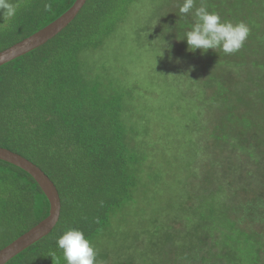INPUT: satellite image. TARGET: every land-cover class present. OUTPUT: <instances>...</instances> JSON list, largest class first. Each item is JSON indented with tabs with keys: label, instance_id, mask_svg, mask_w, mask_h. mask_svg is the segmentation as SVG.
Returning <instances> with one entry per match:
<instances>
[{
	"label": "trees",
	"instance_id": "16d2710c",
	"mask_svg": "<svg viewBox=\"0 0 264 264\" xmlns=\"http://www.w3.org/2000/svg\"><path fill=\"white\" fill-rule=\"evenodd\" d=\"M75 1L11 0L19 8L11 20L0 15V52L50 24ZM135 1L88 0L76 19L56 37L0 67V145L40 166L56 184L62 199L61 218L55 229L7 264H66L56 242L70 228L83 231L90 240L97 252L96 264H135L137 256L142 258L139 264H168L171 258L164 259L167 248L174 252L178 249L182 259L179 244L193 251L208 242L211 258L245 264L238 253L242 242L251 246L250 252L256 251L251 264L257 263L262 254V239L258 233L238 226L230 212V201L240 195V187L249 191L258 185L262 191L264 0H207L210 12L218 13L223 21L245 23L250 32L238 52L209 53L211 62L200 63L202 66L196 61L204 57L201 50L188 51L186 38L181 39L191 27V15L165 26L167 46L173 44L176 54L194 59L193 71H206L211 64L218 66L214 75L195 78L203 85L200 111L197 121L189 128L185 123L184 128L190 134L186 139L192 137L193 142L197 132L202 133L201 139L207 135L208 147L220 151L223 161L214 165L215 176L211 178L204 173L200 178L187 175L189 180L183 178L172 184L173 191L183 190L185 200L182 197L181 204L167 207L165 201H153L156 195L148 197L152 199H147L144 206L149 208V215L143 212L138 196L143 197L146 190L153 193L155 180L164 174L157 164L159 156L151 154L154 166L148 151L154 134L168 136L160 132L165 124L149 118L145 125L128 128L123 117V96L100 102L97 85L85 72L84 53L103 46ZM180 73L184 74L182 69ZM253 75L262 81V86L255 83L253 88L257 90L247 83ZM216 99L225 105L224 109L214 105ZM138 136L145 138V149L138 148ZM198 145L197 141L170 146L166 164L189 162L190 168ZM234 145L250 159L234 158ZM247 160L253 161L252 169L245 174L247 179L241 178V186L234 188L231 172H241ZM217 179L219 187L214 189ZM131 204L140 207L141 228H124L116 251H100V236L110 229L114 216L121 220V211ZM153 205L158 206L154 209ZM49 212L50 202L36 180L24 169L0 160V250ZM179 225L186 230H173ZM176 239L180 242L173 243ZM213 249L216 252L212 253Z\"/></svg>",
	"mask_w": 264,
	"mask_h": 264
},
{
	"label": "rangeland",
	"instance_id": "374dc122",
	"mask_svg": "<svg viewBox=\"0 0 264 264\" xmlns=\"http://www.w3.org/2000/svg\"><path fill=\"white\" fill-rule=\"evenodd\" d=\"M221 1L215 0V3H221ZM182 3L183 0H136L129 7L127 15L117 25L115 31L110 34L103 46L84 53L85 72L89 78L94 79V85H97L99 101L107 102L111 96H123V117L128 128L137 124L145 125L149 118L165 124L160 132L168 136L159 135V133L154 134L151 137V142H149L151 146L149 151L146 149L150 156L152 153H156L159 156L157 164L161 166L160 172L164 173L159 179L155 180L156 188L153 193L146 190L143 197L137 193L139 194V204L146 215H149L150 210L144 205L147 199H152L148 197L156 195L153 201H165L163 205L167 207L181 204L182 197L185 200L183 190L173 191L172 184L183 178L185 180H189L191 177L200 178L201 173L211 178L215 176L213 169L216 166L214 165L223 161L220 151H213V149L208 147L210 141L207 140V135H204L203 139H201L202 133L197 132L194 136L199 145L198 147L195 146L196 148L194 147L191 160L194 165L189 168L187 165L189 162L187 164L184 162L166 164L167 154L171 152L170 146H185L196 143L190 140L192 137L186 139L190 134L187 128H184L185 123L188 124L189 128L193 122L197 121L200 111L199 96L202 95L203 85L201 81L195 78L201 76V78L206 79L210 74L214 75L217 73L218 69V66H216V69L210 63L211 65L207 67L206 71L196 73L195 70H192L196 64L194 59L187 55L176 54L177 51L173 50V44L167 46L168 36L166 34L167 27L165 26L174 23L180 17L177 13ZM199 6L200 2L196 0V7ZM191 18L190 22L194 23L192 15ZM178 22L175 24H178ZM161 29H164V35ZM212 52L216 51L209 49L206 55H203L204 57H200L196 61L199 64L211 62L209 53ZM169 53L172 56L168 59ZM180 69H182L184 74H177ZM175 75L178 78H175ZM254 77L256 76L253 75L251 82L248 81L247 83L252 86L251 89L257 90L253 88L255 83L257 82L259 83L258 85L262 86V81L256 80ZM229 79L232 80V76ZM232 100H236V97ZM214 101V105L217 108L224 109L225 105H220L218 99ZM258 111L259 108L257 107L255 113L258 114ZM263 113L264 111L262 110ZM155 125L157 127L158 123H155ZM229 127L231 126L229 125L227 128ZM225 131H228V129ZM144 140V137L138 136V148H146L145 143L143 144ZM262 141H264V130H262ZM226 144L229 146L230 142ZM232 149L234 158L250 159L249 156L242 155L243 152L238 150V146L234 145ZM212 156L214 157L212 158ZM151 158L154 166H156L154 158L152 156ZM252 165L253 161L247 160V166L240 169L242 173L231 172L230 178L234 188L237 185L241 186L243 182L241 178H245V174L252 169ZM262 166H264V155ZM187 175L189 178L186 177ZM219 183L217 179L216 184L214 183V189H218ZM261 188L262 191H259L258 185H256L250 188L249 191H244V188L240 187V195L232 197L230 201V212L239 222V227L258 233V237L262 239L264 244L263 177ZM233 192L235 191L233 190ZM129 206V208L121 211L124 213L121 216V220L114 216L110 229L100 236L98 243L100 251H106L107 249L116 251L118 248L117 244H119L121 239V231L124 228L131 230L141 228L142 221L140 223L138 218L142 215L139 210L140 207L136 204ZM157 206L153 205V208L155 209ZM176 228L181 231L186 230L184 225L175 226L173 230ZM177 242L180 241L178 239L173 241V243ZM239 246L240 251L238 253L242 255L241 258L244 263L251 264V259L256 254V251L252 250L250 252L251 246H247L245 242H242ZM178 247H180L183 254L182 259L178 249L175 252L172 248H167L164 251V259L171 258L168 264H240L239 260L231 261L220 259L219 257L211 258L209 256L211 254L209 242L207 245L200 246L193 251L185 250L181 244ZM214 252H216V249L212 250V253ZM148 254L146 252V258ZM141 261L142 258L137 256L135 264H139ZM254 264H264V246L258 262Z\"/></svg>",
	"mask_w": 264,
	"mask_h": 264
},
{
	"label": "clouds",
	"instance_id": "9594fccd",
	"mask_svg": "<svg viewBox=\"0 0 264 264\" xmlns=\"http://www.w3.org/2000/svg\"><path fill=\"white\" fill-rule=\"evenodd\" d=\"M18 8V3L0 0V15L4 20L13 19ZM177 14L180 17L192 15L195 21L181 38H186L190 52L200 49L203 55L212 49L226 55L234 54L243 47L249 36L250 30L245 23L222 21L218 13L208 10L207 0H200L199 7H196V0H183ZM56 243L63 252L66 264H96L97 252L83 231L70 228Z\"/></svg>",
	"mask_w": 264,
	"mask_h": 264
},
{
	"label": "water",
	"instance_id": "95a60500",
	"mask_svg": "<svg viewBox=\"0 0 264 264\" xmlns=\"http://www.w3.org/2000/svg\"><path fill=\"white\" fill-rule=\"evenodd\" d=\"M88 0H76L61 16L50 24L0 52V67L43 46L67 28L79 15ZM0 160L27 171L39 184L50 202L49 215L0 250V264H7L15 256L48 236L57 226L62 213V199L58 187L50 176L26 156L0 145Z\"/></svg>",
	"mask_w": 264,
	"mask_h": 264
}]
</instances>
